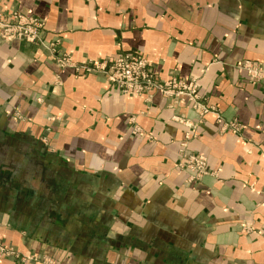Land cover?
<instances>
[{
	"label": "crops",
	"instance_id": "0c3cea01",
	"mask_svg": "<svg viewBox=\"0 0 264 264\" xmlns=\"http://www.w3.org/2000/svg\"><path fill=\"white\" fill-rule=\"evenodd\" d=\"M0 6L44 18L46 38H59L75 62L137 52L160 79L194 76L213 109L187 140L210 173L187 182L174 163L191 129L178 120L195 124L192 109L121 93L99 74L75 76L42 45L0 40L5 245L55 264H264V81L235 65L264 59V0ZM15 109L24 120L10 116ZM215 113L242 127L220 129Z\"/></svg>",
	"mask_w": 264,
	"mask_h": 264
},
{
	"label": "built area",
	"instance_id": "2783aa9c",
	"mask_svg": "<svg viewBox=\"0 0 264 264\" xmlns=\"http://www.w3.org/2000/svg\"><path fill=\"white\" fill-rule=\"evenodd\" d=\"M45 20L31 12H23L19 9H3L0 6V40L12 42L14 40H24L27 42L40 44L47 48L54 63L59 67H69L75 76L84 73L99 74L106 81L117 86L119 92L135 96L143 95L146 100L155 93H159L165 98L169 107L179 104H187L197 113V121L213 109L205 104V98L199 94L197 78L194 76L179 77L172 75L167 79H160L151 62L137 52H122L114 57L101 60H87L85 62H75L71 56L61 48L59 39H47L45 35ZM236 67L246 71L250 80L264 81V59L260 62L241 60ZM217 122L225 129L238 132L242 127L235 119L234 121H223L218 113H215ZM20 118L19 115H16ZM187 126L192 127L193 123L182 121ZM134 132L140 133L139 128ZM192 134L187 133L185 139L180 144L178 158L174 167L186 173L187 182H193L209 174L207 160L203 154L190 151L187 148V140ZM151 138V137H150ZM250 223L243 226L242 230L249 231ZM15 258L20 261H40L44 264H53L50 259L42 260L41 256L21 255L14 247L7 246L0 241V257Z\"/></svg>",
	"mask_w": 264,
	"mask_h": 264
},
{
	"label": "rangeland",
	"instance_id": "374dc122",
	"mask_svg": "<svg viewBox=\"0 0 264 264\" xmlns=\"http://www.w3.org/2000/svg\"><path fill=\"white\" fill-rule=\"evenodd\" d=\"M40 17V16H39ZM42 18V17H41ZM44 19V18H43ZM44 30H45V35H46V29L44 28ZM57 39H59V38H57ZM24 41V40H23ZM59 41H60V39H59ZM27 42V41H26ZM61 42V41H60ZM31 43V42H30ZM33 44H35V43H33ZM37 45H39L40 46V44H38L37 43ZM60 46H61V43H60ZM62 48V47H61ZM63 49V48H62ZM80 63V62H79ZM245 71V70H244ZM246 72V71H245ZM246 75H247V73H246ZM247 77H248V79L250 80V78H249V76L247 75ZM57 79V78H56ZM251 82H258V81H252V80H250ZM261 82V81H260ZM156 94V93H155ZM159 94V93H158ZM200 94V93H199ZM161 95V94H160ZM201 95V94H200ZM136 96V95H135ZM137 96H141V97H143L144 98V100L145 101H149V100H146L145 99V97L143 96V95H137ZM162 96V95H161ZM202 96V95H201ZM151 98V97H150ZM164 98V97H163ZM165 99V98H164ZM205 104L206 105H208L207 104V102H205ZM179 105H182V104H179ZM184 105H186V106H188L190 109H192L189 105H187V104H184ZM193 112L195 113V114H197L194 110H193ZM9 114H10V116L11 117H14V118H16V119H19V120H24L25 118H24V116H23V114L20 112V110H17V109H15V110H12V111H10L9 112ZM16 115H19L20 116V118H17L16 117ZM204 116V115H203ZM203 116L201 117V120H202V118H203ZM221 117V116H220ZM197 118V117H196ZM222 118V117H221ZM198 119V118H197ZM222 120L223 121H225L223 118H222ZM236 120V119H235ZM216 121H217V119H216ZM228 121H234L233 119L232 120H228ZM237 121V120H236ZM201 122V121H200ZM238 122V121H237ZM191 123H193V122H191ZM197 123H198V121H196L195 122V124H193V126L192 127H189V126H187L185 123V125L188 127V128H191L190 129V131L188 130V131H186L185 133H184V138H185V135L187 134V133H190V134H192V136H194L195 135V133H194V128L197 126ZM219 125H220V129H225V128H223L222 127V124L221 123H219V122H217ZM239 123V122H238ZM133 126V125H132ZM135 128H138L136 125H134L132 128H131V132L132 133H134V134H136V132H134V130H135ZM226 130H229L230 131V129H226ZM191 135H190V137L189 138H191L192 137ZM149 138H150V136H149ZM183 141V140H182ZM181 141V142H182ZM181 142H180V144H181ZM179 150H180V148H179ZM175 164V163H174ZM1 241V240H0ZM2 242V241H1ZM8 246H10V245H8ZM22 255V254H21ZM30 256V255H29ZM31 256H36V257H40L41 256V258H42V260H43V258L44 259H50L52 262H53V264H55L54 263V261L51 259V258H49L48 256H46V255H43V254H31ZM5 257V256H4ZM31 261V260H30ZM37 262H40V261H37ZM41 264H44L43 262H40Z\"/></svg>",
	"mask_w": 264,
	"mask_h": 264
}]
</instances>
